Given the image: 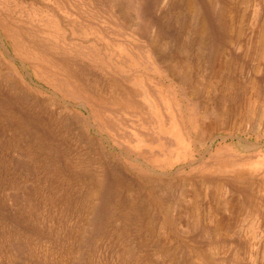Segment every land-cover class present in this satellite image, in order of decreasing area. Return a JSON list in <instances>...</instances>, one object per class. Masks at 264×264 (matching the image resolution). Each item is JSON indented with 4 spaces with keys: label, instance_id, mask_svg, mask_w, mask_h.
I'll use <instances>...</instances> for the list:
<instances>
[{
    "label": "rangeland",
    "instance_id": "1",
    "mask_svg": "<svg viewBox=\"0 0 264 264\" xmlns=\"http://www.w3.org/2000/svg\"><path fill=\"white\" fill-rule=\"evenodd\" d=\"M262 2L0 0V264H264Z\"/></svg>",
    "mask_w": 264,
    "mask_h": 264
},
{
    "label": "bare ground",
    "instance_id": "2",
    "mask_svg": "<svg viewBox=\"0 0 264 264\" xmlns=\"http://www.w3.org/2000/svg\"><path fill=\"white\" fill-rule=\"evenodd\" d=\"M263 3V2H262ZM264 4V3H263ZM150 98V97H149ZM173 104V103H172ZM255 106V105H254ZM155 110V109H154ZM157 111V112H156ZM156 114H157V116L158 115H160L159 114V111H158V109H156ZM253 112V111H252ZM242 115H243V113H242ZM179 121V120H178ZM182 126V125H181ZM183 129V128H182ZM186 130V129H185ZM181 130H179V127H178V125H177V122H175V120L173 119L172 120V124H171V132H170V134L173 136V138L175 139V141H176V143H177V145L178 146H185L186 144H185V142H184V139H183V136H182V132H180ZM187 141V140H186ZM225 147V146H224ZM227 149V148H226ZM230 152H231V150H230ZM224 153H225V151H224ZM216 154H218V151H217V153ZM220 154V153H219ZM229 156V155H228ZM220 157V156H219ZM228 158V157H227ZM226 163V162H225ZM250 163V162H249ZM230 164V163H229ZM232 164V163H231ZM244 164V163H243ZM242 165V164H241ZM245 165V164H244ZM249 165V164H248ZM214 168V167H213ZM216 168V167H215ZM225 168V167H224ZM261 168V167H260ZM250 169V168H249ZM248 169V170H249ZM223 172V171H222ZM235 175V174H234ZM242 175V174H241ZM244 175V174H243ZM217 177H218V175H216ZM221 184V183H220ZM217 186V185H216ZM220 186V185H219ZM218 188V187H217ZM221 188V187H220ZM219 188V189H220ZM214 190V189H213ZM215 190H217V189H215ZM220 191V190H219ZM218 191V192H219ZM223 191V190H222ZM213 195V194H212ZM253 195V194H252ZM227 197V196H226ZM221 199V198H220ZM224 199H226V198H224ZM216 200H218V199H216ZM234 201V200H233ZM236 201V200H235ZM219 203V202H218ZM217 203V204H218ZM226 203V202H225ZM232 203V202H231ZM227 204H228V202H227ZM210 208V207H209ZM216 208V207H215ZM214 208V209H215ZM216 211H217V209H216ZM215 212V211H214ZM219 212V211H218ZM209 213H211V212H209ZM220 214V213H219ZM252 214V213H251ZM252 216V215H251ZM219 217V216H218ZM222 217V216H221ZM220 218V217H219ZM218 218V219H219ZM253 218V217H252ZM221 219V218H220ZM262 219V218H261ZM250 220H253V219H250ZM259 220V219H258ZM218 221V220H217ZM256 223V222H255ZM218 226V225H217ZM218 228V227H217Z\"/></svg>",
    "mask_w": 264,
    "mask_h": 264
}]
</instances>
